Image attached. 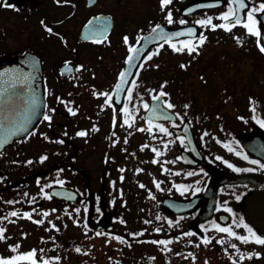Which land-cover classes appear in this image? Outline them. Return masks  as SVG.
I'll return each instance as SVG.
<instances>
[{"label":"flooded vegetation","instance_id":"obj_1","mask_svg":"<svg viewBox=\"0 0 264 264\" xmlns=\"http://www.w3.org/2000/svg\"><path fill=\"white\" fill-rule=\"evenodd\" d=\"M190 1L0 0L44 89L0 149V264H264V0Z\"/></svg>","mask_w":264,"mask_h":264},{"label":"water","instance_id":"obj_2","mask_svg":"<svg viewBox=\"0 0 264 264\" xmlns=\"http://www.w3.org/2000/svg\"><path fill=\"white\" fill-rule=\"evenodd\" d=\"M215 0H192L186 5L191 10L207 6ZM242 15L237 13L236 15ZM264 19V12L261 14ZM261 38L264 40V22L261 24ZM155 30L146 33L142 43L155 42ZM145 47L138 46L130 55L116 92L123 95L129 80L144 53ZM44 107L43 71L40 57L31 51L18 54H5L0 58V149L19 138L34 127L42 115ZM171 113L162 104L158 95L145 111L147 118H167Z\"/></svg>","mask_w":264,"mask_h":264},{"label":"rangeland","instance_id":"obj_3","mask_svg":"<svg viewBox=\"0 0 264 264\" xmlns=\"http://www.w3.org/2000/svg\"><path fill=\"white\" fill-rule=\"evenodd\" d=\"M3 48H4V47H3V45L1 44V45H0V53H1V50H2ZM16 49H17V47H16V48H13V47L11 48L12 51H15ZM6 50H7V49H6ZM9 50H10V49H9ZM11 50H10V51H11Z\"/></svg>","mask_w":264,"mask_h":264},{"label":"trees","instance_id":"obj_4","mask_svg":"<svg viewBox=\"0 0 264 264\" xmlns=\"http://www.w3.org/2000/svg\"><path fill=\"white\" fill-rule=\"evenodd\" d=\"M128 94H135V86L130 88V91H129Z\"/></svg>","mask_w":264,"mask_h":264}]
</instances>
